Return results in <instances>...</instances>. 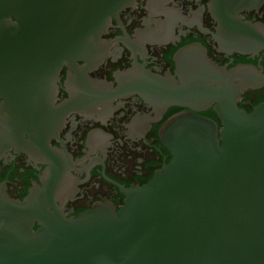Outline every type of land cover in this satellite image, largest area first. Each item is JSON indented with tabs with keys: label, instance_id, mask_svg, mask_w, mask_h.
Instances as JSON below:
<instances>
[{
	"label": "water",
	"instance_id": "1",
	"mask_svg": "<svg viewBox=\"0 0 264 264\" xmlns=\"http://www.w3.org/2000/svg\"><path fill=\"white\" fill-rule=\"evenodd\" d=\"M137 1L0 0L1 141H38L63 67L102 61V36ZM212 2L222 49L264 52V26L234 16L264 0ZM176 62V76L128 79L114 96L137 93L161 115L185 109L160 132L171 161L147 185L123 190L118 211L99 204L68 217L51 180L23 201L0 189V264H264V102L250 113L239 106L264 89V68L219 66L201 45ZM211 109L220 124L202 116Z\"/></svg>",
	"mask_w": 264,
	"mask_h": 264
},
{
	"label": "flooded vegetation",
	"instance_id": "2",
	"mask_svg": "<svg viewBox=\"0 0 264 264\" xmlns=\"http://www.w3.org/2000/svg\"><path fill=\"white\" fill-rule=\"evenodd\" d=\"M212 5V0H138L113 18L102 36V61L88 57L63 67L51 119L38 136L33 133L38 141L33 144L28 133L7 144L0 140V189L23 201L51 180L57 184V205L68 217L99 204L118 211L126 200L123 190L147 185L171 161L160 132L185 109L172 107L161 115L141 95L116 98V90L145 74L176 76L177 54L194 45L206 48L222 67L264 68V52L241 55L222 49L221 20ZM234 16L264 26V3ZM248 93L249 103L244 98L242 104L253 110L264 89Z\"/></svg>",
	"mask_w": 264,
	"mask_h": 264
},
{
	"label": "trees",
	"instance_id": "3",
	"mask_svg": "<svg viewBox=\"0 0 264 264\" xmlns=\"http://www.w3.org/2000/svg\"><path fill=\"white\" fill-rule=\"evenodd\" d=\"M248 94H249V93H246V95H245V97H244V98H245V102H247V103H249V100L247 99V98H248ZM263 102H264V98H261L259 101H257V102L254 104V107L258 106L260 103H263ZM239 106H240V108H243V109H244L242 103H240ZM252 111H253V110H247L248 113H250V112H252ZM202 116H205V117L211 118V119L217 121V122L220 124L219 120H218L217 117H216V114L214 113V111H213L212 109L209 110L208 112L202 113ZM36 228H37V227H36Z\"/></svg>",
	"mask_w": 264,
	"mask_h": 264
}]
</instances>
